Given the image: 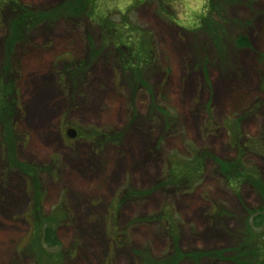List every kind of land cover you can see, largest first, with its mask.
<instances>
[{
  "label": "rangeland",
  "instance_id": "374dc122",
  "mask_svg": "<svg viewBox=\"0 0 264 264\" xmlns=\"http://www.w3.org/2000/svg\"><path fill=\"white\" fill-rule=\"evenodd\" d=\"M17 2L46 11L66 0ZM97 5L121 32L86 14L49 18L9 53L13 14L0 12V73L9 67L5 97L16 109L13 133L0 124V264L264 263V224L246 221L260 199L248 186L227 187L210 159L198 188L159 186L174 150L194 145L233 160L238 130L264 156V0ZM122 37L141 66L118 62ZM247 159L264 176L261 156ZM10 161L34 172L44 216L64 208L61 245L30 243L28 177Z\"/></svg>",
  "mask_w": 264,
  "mask_h": 264
},
{
  "label": "trees",
  "instance_id": "16d2710c",
  "mask_svg": "<svg viewBox=\"0 0 264 264\" xmlns=\"http://www.w3.org/2000/svg\"><path fill=\"white\" fill-rule=\"evenodd\" d=\"M3 4V9H8L13 15L5 21V29L7 35L5 37V47L9 52H11V45H15L16 42L22 40L24 33L31 29L36 22L48 21L50 18L52 21L59 18H75L76 16H86L92 21L96 22L104 32L113 30L116 32H121L122 27L114 28L113 25L109 24L110 20L107 13L101 12L98 8L97 0H66L62 5L55 8L48 9L46 11H36L29 9L17 2V0H0ZM0 9L1 10L3 9ZM10 8V9H9ZM84 12V13H83ZM108 12V11H107ZM95 14L101 16L98 20H95ZM85 16V17H86ZM50 20V21H51ZM117 43L122 47H128L126 45V40L122 38H117ZM237 45L245 46L247 41L242 38H237L235 40ZM117 46V44H116ZM120 48L119 46H117ZM116 48V49H118ZM125 54H119L118 62L120 65L124 66L126 63L129 65L141 66L142 59H140L131 47L126 48ZM118 52V51H117ZM136 53L137 50H136ZM128 57H131L129 59ZM132 57L134 60H132ZM118 58V57H117ZM130 60V61H129ZM6 65L4 70L0 73V89L2 90V97L0 101L4 100L3 109H1L0 116L3 121L4 131L7 133H13L14 125L10 126L11 119L13 118L12 104L8 102L9 100L6 96V89L8 86L12 87V83L8 78ZM139 71V70H137ZM7 79V80H6ZM138 83L145 85L143 80H138ZM11 100H13V89L10 90ZM12 102V101H11ZM11 105V106H10ZM245 110V109H244ZM160 111L166 114L165 107H161ZM100 135V134H99ZM231 144L235 151V157L233 160L224 161L213 154L206 152L203 149L197 148L194 145L185 147L182 151L174 150V155L167 158L165 176L159 186L173 187L176 190L192 191L200 186L203 178V170L205 169V161L210 159L214 164L216 170L220 173L221 180L229 188H240L242 186H248L260 199V206L254 212L248 211V216L246 221L251 222L255 225L264 224V176L261 170L255 164H252L248 155L255 154L260 155L264 161V156L258 154L255 144L259 141L253 137H245L240 134V131L233 132L232 137H230ZM3 145L6 144V140L2 141ZM258 149V148H257ZM10 163L18 168L22 175L28 177V194H29V205L26 209L24 216L32 223V229L30 232V243L31 241L37 239L39 245L44 247L53 248L61 245L58 237V228L63 222H65L67 216L64 208L58 205L56 213L52 215L44 216L40 208L43 206L44 196L40 189V184L37 179H35L34 172L29 170V167L22 163H16L10 161ZM220 180V181H221ZM164 210L157 215L163 216ZM31 247V246H30ZM29 247V248H30ZM44 251V249H42ZM239 252V251H238ZM182 255H187L176 251L175 257H180ZM264 264V263H262Z\"/></svg>",
  "mask_w": 264,
  "mask_h": 264
},
{
  "label": "water",
  "instance_id": "95a60500",
  "mask_svg": "<svg viewBox=\"0 0 264 264\" xmlns=\"http://www.w3.org/2000/svg\"><path fill=\"white\" fill-rule=\"evenodd\" d=\"M66 134H67V136L70 137V138H72V137L75 136V132H74L73 130H71V129H68V130L66 131Z\"/></svg>",
  "mask_w": 264,
  "mask_h": 264
}]
</instances>
